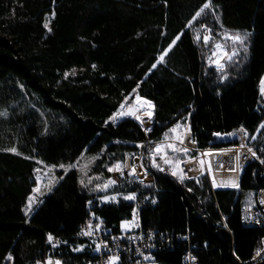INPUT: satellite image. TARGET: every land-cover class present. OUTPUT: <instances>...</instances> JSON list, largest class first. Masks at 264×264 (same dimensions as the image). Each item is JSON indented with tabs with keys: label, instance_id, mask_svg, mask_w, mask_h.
Wrapping results in <instances>:
<instances>
[{
	"label": "trees",
	"instance_id": "trees-1",
	"mask_svg": "<svg viewBox=\"0 0 264 264\" xmlns=\"http://www.w3.org/2000/svg\"><path fill=\"white\" fill-rule=\"evenodd\" d=\"M203 3L0 0V113H4L0 115V264H36L38 260L43 264L49 257L63 264H85L94 255L93 244L77 238L88 201L99 195L79 183L85 170L77 167L65 174L57 167V176L64 178L26 216L23 207L38 166L79 164L84 156L99 157L91 161L87 172L109 178V166L126 154L138 153L136 145L161 139L177 121L198 109L203 96L220 97L248 79L251 36L246 57L241 52L238 62L224 67V81L221 72L207 64L217 32L243 33L225 21L222 3L211 0L215 15L208 11L185 29ZM45 20L51 31L44 28ZM200 25L213 30L209 45L203 43L204 29H200L201 40H194ZM182 31L185 34L165 61L149 73L163 49ZM138 84L137 93L155 106L151 131L144 134L129 118L105 124L126 95L131 94L127 103L132 100ZM263 118L264 109H259L257 124ZM196 132L203 146L202 138L211 133L200 128ZM12 147L19 154L4 151ZM149 147L141 150L153 181L143 185L121 178L112 188L155 200L140 210L142 229L173 235L189 232L198 264L248 262L263 229L242 226L240 211L255 191L264 188V177L252 174L253 167L248 166L241 173L239 189L213 190L206 176L180 182L170 171L151 166ZM132 208V202L120 198L94 204L91 212L118 233ZM49 233L63 244L53 248ZM78 245L84 251H72ZM187 247L186 241H179L158 251L156 264H182Z\"/></svg>",
	"mask_w": 264,
	"mask_h": 264
},
{
	"label": "snow or ice",
	"instance_id": "snow-or-ice-1",
	"mask_svg": "<svg viewBox=\"0 0 264 264\" xmlns=\"http://www.w3.org/2000/svg\"><path fill=\"white\" fill-rule=\"evenodd\" d=\"M211 11L213 15H215V9L212 8V3L211 0H204V3L199 7V9L195 12V14L187 21L185 24V29H188L192 27L193 23L197 21L199 18H201L204 15H207V12ZM222 27V25H221ZM44 28L49 29L48 21L45 20L44 22ZM200 29H204L206 34L203 35V43L205 45H209L210 42L213 40L212 32L213 30L208 28L207 25H200L198 29L195 31L194 35V40L199 42L201 40V33ZM185 33L182 31L180 34H178L172 41L169 43V45L163 49V51L160 53V55L157 57V60L155 63L151 65V68H149L148 72L151 73L154 69L157 68V66L165 61V58L167 54L170 52V50L176 45L177 41L181 39V36L184 35ZM164 35V33H162ZM216 35L219 37V41L215 43H211V53L207 59L208 66L215 67L217 71L221 72L220 75V80L224 81L227 79V75L223 72L224 67L228 63H234L238 62L237 58L241 56V52H243L244 56L246 57L248 53V45H247V40L248 37L251 35L249 32H236V33H231V32H217ZM229 44H231V50H229ZM93 68L96 67V65H92ZM76 72L75 70L72 71L71 75H75ZM65 78L69 76V73H65ZM147 75V74H146ZM261 84V95H264V76L261 77L260 80ZM139 88V84L137 85V88H134L132 90V94L135 95V101L132 105H128V101L130 99V95H126L124 97V101H122L119 105V108L117 111H115L110 117L108 121H105V124H108L109 121L115 123L118 120L124 119L131 117L137 122L140 123V126L144 129L145 133L147 134L149 131H151V128H149L145 121L147 120L148 122H153V116H154V104L151 100L140 96L137 93V89ZM0 115H4V113H0ZM183 127V131H180V129ZM260 129H264V121L260 123V125L257 128V131ZM190 133V128L187 127L186 125H182L180 121H177V123L168 130L164 134L165 136V142L163 143H157L155 147H149L148 148V156L151 162V166L156 168L157 170L163 172L166 171L165 167H162V165L167 166V168L171 169V175L173 177H177L180 182H183L187 178V172L185 169L182 167L184 164H192V163H198L200 165V171L203 174V171L206 167V171L208 175H211L213 177L212 180V186L213 187H231L234 189H239L240 185L237 182V179L233 176L231 177L228 182H224L223 180L218 184L215 179V172L214 168L216 170L223 169L225 167L224 164L222 163H217L215 166L212 163V158L213 157H218V156H227L229 154L234 155L235 158V167H230L228 168L229 171L235 173L239 170L241 167V155L239 151L232 153L231 149H220L217 151H212V150H207L204 151L197 157L196 155H191L190 154V149L185 146V138L188 136ZM238 133H242L243 137H247L249 134L247 130L241 126L237 131L234 132H229V133H213V136H215L217 139H223L225 136H235ZM171 134V135H170ZM252 140L257 139L256 135L251 136ZM193 144L196 143L195 140L192 141ZM137 147H145L144 144H138L136 145ZM241 148H246L247 153H250L252 157L256 159H260L259 156H257L256 151L253 150L252 147H247V145L241 143ZM4 151L12 152L19 154L17 152V149L15 147L12 148H7L4 149ZM103 152V149L101 150ZM171 153V154H170ZM179 154H183L184 156L188 157L186 160H182L179 158ZM84 153H81V156H83ZM207 157L208 159L205 160L204 158ZM99 157H93L92 160L95 161ZM158 158V159H157ZM246 158V157H245ZM79 157L77 160L79 161ZM159 160V162H158ZM260 162L264 164V159H260ZM38 163H43L42 161H39ZM141 168L144 167L143 164L139 165ZM59 168L64 171L65 174L70 172L71 170L75 169L78 167V164L76 162L70 163L68 165H65L63 163L57 165H50L47 166V173H45L43 179H47V190L50 193L55 185L58 183L59 180H62L64 177H56L54 175L49 176V174L54 173L56 168ZM128 168L130 169L127 172V175L129 177L136 176L138 175L137 173V167L133 163L131 165L128 164L127 160L125 161H116L114 164L109 166L107 168V171L109 173H119L121 176L125 175V169ZM36 172H40L41 169H36ZM188 171H192V169H188ZM87 175V173H85ZM99 180L100 177H87V182L84 178H81L79 183L81 184L82 187L88 188L89 191H95V192H103L105 193L104 195H101L99 197L101 202H118V197L121 196L120 193H116L113 195H108L107 192L110 188H113L118 181L116 179L108 178L103 184L101 183H96L94 187H90V185L93 184V180ZM36 180V187H33L32 193H36L39 190V186L42 181L41 175H37L35 177ZM131 182V181H129ZM199 183V181H197ZM141 184H143V181H140ZM191 191V189H190ZM261 192H264V189L261 190ZM137 198V193L136 192H129L127 195H123L122 199L125 201H134ZM147 199V198H146ZM260 204L264 205V198H262L260 201ZM93 202L90 200L88 201V204L91 205ZM155 203V201H153ZM251 200H249V208L251 207ZM37 204L36 197L33 195H29L27 198V203L26 207L24 209V214L28 216L33 210H34V205ZM137 209H133L132 213V218L129 219H124L120 223V229L122 232H130L136 228H139L140 225L137 222ZM94 215V213H93ZM251 213L245 219H251ZM259 223L260 221H256ZM101 223H96L93 225L91 222L88 223L87 229H82L81 232L79 233L80 235H84L87 237H92L94 231H99L101 230ZM227 227V224L224 225ZM140 237H128L130 240H134ZM149 239H151V233L149 234ZM53 234L49 233L47 234V240L50 244H52V247L55 248L57 247V244L52 243L53 242ZM64 243H67L66 241ZM107 247V241L102 240L100 243H97L95 245V251L100 252L102 250V247ZM74 252H82L84 251V246L83 245H78L72 249ZM143 255V253H141ZM256 255H260L259 250L257 251ZM11 259V254L8 257ZM145 259H149L148 256L144 257ZM239 258V257H237ZM120 255L118 253H114L112 255H109L107 258V261H105V264H119L120 262ZM193 261H195V257H191ZM255 259V257H253ZM36 264H41V261H37ZM43 264H63V262L59 259H56L54 262L51 257H49L47 260L43 262ZM137 264H139V261H137Z\"/></svg>",
	"mask_w": 264,
	"mask_h": 264
},
{
	"label": "built area",
	"instance_id": "built-area-1",
	"mask_svg": "<svg viewBox=\"0 0 264 264\" xmlns=\"http://www.w3.org/2000/svg\"><path fill=\"white\" fill-rule=\"evenodd\" d=\"M257 114L259 115V109L257 111ZM264 121V118L262 119ZM261 121V122H262ZM260 122V123H261ZM260 123L257 124L256 122H253L252 124L248 125L246 122L239 124L235 127V129L231 130L230 132L237 131L241 126H243L247 132L248 136H243L242 133H238L235 136H225L223 139H217L215 136H213L212 132L207 138H202V142L205 144L201 146L199 144V139L197 137L196 130L192 127V125L188 122L186 124L187 127L190 128V133L185 138V146H187L191 151V155H196L199 157L201 153L207 150L217 151L220 149H231L232 153H235L239 151L241 155V167L239 170L235 173L228 170L230 167H235V158L234 155L229 154L227 156H218L212 158V163L215 166L217 163H222L225 165L223 169L216 170L214 168L215 172V179L216 182L219 184L222 180L224 182H228V180L231 177H235L237 179V182H240V176L243 170L248 167L252 166V174L257 175L259 177H264V164L260 162V159H264V129H260L257 131L258 126ZM183 131V130H182ZM150 132V131H149ZM146 134V133H144ZM256 135L257 139L252 140L251 136ZM195 140L196 143L193 144L192 141ZM164 141L159 139L156 141L153 140H147L145 145H152L157 143H163ZM241 143L247 145V147H252L254 151H256L257 156L260 157V159H256L251 156L250 153H247L246 148H241ZM141 148V147H139ZM141 150V149H140ZM139 156L132 155V154H126L122 161L127 160L128 164H135L137 167V172L143 173L145 175H148L150 180H152V176L150 175V172L147 167L141 168L139 165L143 164L142 162V156L141 152H138ZM246 157V158H245ZM179 158L182 160L188 159V157L184 156L183 154H179ZM205 160L208 158L205 157ZM182 167L187 172V178L185 180H197L200 177L206 176L211 188L213 190H219V189H234L231 187H213L212 186V180L213 177L211 175L207 174L206 167L202 172L199 170L200 165L198 163H192V164H184ZM188 169H192V171H188ZM130 169L126 168L125 172H127ZM128 179L131 181V183H140V181H147L144 178H139V180H132L131 177L127 175ZM149 180V181H150ZM261 189H258L255 191L253 198L251 200V207L249 208V202H247L240 211V219L242 226L245 227H261L263 229V235L260 237L256 245L253 247L251 258L246 263H240V264H257L264 261V205L260 204V200L264 198V192H261ZM137 193V198L134 201H130L133 203V208L131 211V217L133 209H137V222L139 223L140 227L136 228L130 232H122L121 230L118 233H115L111 230V228L107 227L104 222L97 217L96 215H93L92 207L88 205L87 211L88 214L86 218L84 219L83 223L79 226V230L77 233V238L84 239L93 244V257L86 261L85 264H105V261H107V258L109 255H112L114 253H118L121 257L119 264L122 262V260H126L127 264H137V261H139V264H146L147 262H155V253H157L160 250L166 249V248H172L173 244L175 242L179 241H186L188 243V247L184 254L182 255L181 262L182 264H198V258L196 254L194 253L193 245L190 242L189 239V232H187L185 235L181 234H168L165 232H157V231H144L141 226L140 222V210L144 207H146L149 204H154V199H151L148 195L141 194L139 192ZM147 198V199H146ZM251 213L252 218L245 219ZM101 223V230L94 231L92 237H87L84 235H80L82 229H87V225L89 222H91L93 225L96 223ZM256 221H260L257 223ZM151 233V239H149V234ZM140 237L134 240L128 239V237ZM102 240L107 241V247H104L103 245L102 250L98 253L96 252L95 245L97 243H100ZM54 244H57V247L63 244V240L61 238H55L53 239ZM50 244V243H49ZM52 246V244H50ZM259 250L260 255H256L257 251ZM143 253V255H141ZM148 256L149 259H145L144 257ZM191 257H195V261L191 259ZM255 257V259H253ZM53 262L56 260V258H52Z\"/></svg>",
	"mask_w": 264,
	"mask_h": 264
},
{
	"label": "rangeland",
	"instance_id": "rangeland-1",
	"mask_svg": "<svg viewBox=\"0 0 264 264\" xmlns=\"http://www.w3.org/2000/svg\"><path fill=\"white\" fill-rule=\"evenodd\" d=\"M212 1L220 2L224 5L225 21L235 24L239 31L251 33L250 35L251 54H250V67H249L250 75L247 80L235 84L227 93H225L220 97H213L210 95L203 96L202 102L199 105L198 109L193 114L188 115L184 119V121H180V122L182 125H186L189 122L195 130L200 128L209 133L212 132L229 133L231 130L235 129V127L241 124L242 122L243 123L246 122L247 124H252L253 122H255L258 117L257 114L258 109H264V95H261V91H260L261 89L260 80L261 77L264 76V0H212ZM217 41H219V38L213 41L212 43H215ZM230 47L231 44H229V48ZM210 53H211V46L209 47V51L206 56V61ZM135 95L133 96L132 100L128 103V105H131L133 103ZM152 125L153 122H151L150 125L151 129H152ZM182 130L183 127L180 129V131ZM143 132L145 133V131ZM161 140L165 142L164 135L162 136ZM155 145L152 144L149 146L155 147ZM140 149L138 152H141L143 165L147 167V165L144 163L145 154H143L142 150ZM132 155L139 156V153ZM147 157L149 158L148 154ZM91 161L92 158L89 156L82 157L80 159V163L78 164V168H82L83 171L85 170L84 173H87V175L84 177L86 182L88 176L100 177L99 180L94 179L93 184L90 185L94 187L96 183L103 184L108 178H104V176L99 174H89L87 172L88 171L87 168L88 165L91 163ZM162 167H165L166 170L171 172V169L167 168V166L162 165ZM36 169H41V171L38 173L35 171ZM36 169L34 170V180L37 175H41L42 181L39 186L38 192L31 193V195L35 196L37 200V204L34 205V208L39 205L42 197L48 193L47 190L48 181L47 179H43L45 173H47V166L40 165ZM137 173L138 175L132 177L135 179H138L139 177L147 180L146 175L143 176L140 172ZM51 175L58 177L55 171L54 173L49 174V176ZM109 178L116 179L118 183L121 178L127 179L128 182L130 181L127 177L126 172L124 176H121L119 173H111ZM152 181L153 178L150 181L143 182V185H148ZM36 186L37 185L35 180V184L33 187ZM97 193L99 195L94 200H92L93 203L89 205L90 207H93L94 204L100 206L101 204H105V203H114V202H101L99 197L101 195H104L105 193L103 192H97ZM116 193L118 192H113L112 188H110L107 192L108 195H113ZM127 194H121V196L118 197V200L122 198L123 195H127ZM251 199L252 197L249 198V200ZM26 203H27V199H26ZM26 203L23 207V212L26 207ZM146 264H154V263L147 262Z\"/></svg>",
	"mask_w": 264,
	"mask_h": 264
},
{
	"label": "bare ground",
	"instance_id": "bare-ground-1",
	"mask_svg": "<svg viewBox=\"0 0 264 264\" xmlns=\"http://www.w3.org/2000/svg\"><path fill=\"white\" fill-rule=\"evenodd\" d=\"M134 101H135V98H134ZM134 101H133V103H134ZM132 103V104H133ZM131 104V105H132ZM128 118H130V119H132L135 123H137L139 126H140V123L139 122H137L136 120H134L133 118H131V117H128ZM145 123H146V125L150 128V125H151V122H148L147 120L145 121ZM140 128L144 131V129L140 126ZM143 176H145V174H143V173H141ZM256 228V227H255ZM182 263V262H181Z\"/></svg>",
	"mask_w": 264,
	"mask_h": 264
},
{
	"label": "water",
	"instance_id": "water-1",
	"mask_svg": "<svg viewBox=\"0 0 264 264\" xmlns=\"http://www.w3.org/2000/svg\"><path fill=\"white\" fill-rule=\"evenodd\" d=\"M126 119V118H125ZM130 119V118H129ZM124 119H121V120H118V121H116L115 122V124H118V123H120L121 121H123ZM132 120V119H131ZM133 121V120H132ZM257 264H264V261L263 262H261V263H257Z\"/></svg>",
	"mask_w": 264,
	"mask_h": 264
},
{
	"label": "crops",
	"instance_id": "crops-1",
	"mask_svg": "<svg viewBox=\"0 0 264 264\" xmlns=\"http://www.w3.org/2000/svg\"><path fill=\"white\" fill-rule=\"evenodd\" d=\"M130 220V219H129Z\"/></svg>",
	"mask_w": 264,
	"mask_h": 264
}]
</instances>
